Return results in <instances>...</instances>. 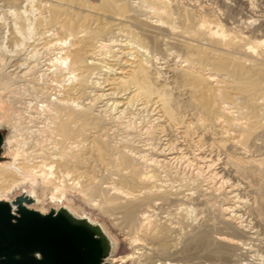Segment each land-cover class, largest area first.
I'll use <instances>...</instances> for the list:
<instances>
[{
    "label": "bare ground",
    "instance_id": "obj_1",
    "mask_svg": "<svg viewBox=\"0 0 264 264\" xmlns=\"http://www.w3.org/2000/svg\"><path fill=\"white\" fill-rule=\"evenodd\" d=\"M21 1L0 0L10 39L24 35ZM33 2L45 27L0 59L13 157L0 188L47 167L52 180L86 177L133 240L122 262L264 264V40L246 47L174 0ZM92 229L107 254L112 240Z\"/></svg>",
    "mask_w": 264,
    "mask_h": 264
},
{
    "label": "rangeland",
    "instance_id": "obj_2",
    "mask_svg": "<svg viewBox=\"0 0 264 264\" xmlns=\"http://www.w3.org/2000/svg\"><path fill=\"white\" fill-rule=\"evenodd\" d=\"M250 1L256 9V14L264 16V0ZM174 2L176 11L182 13L187 11L189 12L190 18H196V16H198V18L205 17L206 20L209 21L213 30L216 31L220 28L225 33L226 36L224 37H228L232 34L249 36L251 40L247 42L246 47H248V44L257 46L254 42L255 35L257 34L264 40V25L257 20V16H254L249 12L248 7L242 2H238L237 0H227V5H223L219 0H174ZM19 7L24 11L27 20H25L24 35L17 39H10L9 30L12 19L0 9V17H5L1 18L2 20L0 19V22L3 23V30L1 31L2 35L0 36V59L4 58V62H6V56L4 55L16 54V52L19 51L28 52L30 42L37 37L40 28L42 30L46 25L45 22L41 23L39 21L40 10L34 4L33 0H22ZM138 31L139 30L137 29L134 30L133 34H138ZM220 39L221 36H218L217 40ZM256 48L259 50L258 47ZM246 62L249 65L251 60L247 59ZM257 80L262 82V88L264 89V78L259 77ZM2 86L3 84L1 83L0 109L12 103L11 96ZM9 126L10 125L0 123V130L4 135V140L11 134L12 129ZM2 160L13 161V157L9 155L7 156V149L4 146L0 153V161ZM45 173L46 176L43 177L28 178L24 182L25 184H20V182H18L19 184L12 185L10 188H0V195H6L9 203H12L13 205L19 197H26L29 199V206L33 210H37L43 214L64 211L76 220L83 221L89 226L99 228L108 238H110V241L112 240L111 243L113 244L104 258V264H139L137 258L125 262L118 259V257H124L133 252V240L128 237L117 224H115L111 215L107 213L106 206L101 203V201L99 202L100 197L98 196V193H96L95 185L91 186L93 185L91 182L84 181L86 177L83 179L82 177L74 176H72L71 180L68 178L67 181L64 182L61 179H58L63 182L60 181L58 183V180H54L56 178L53 177L52 180L54 169L50 170L47 167L45 168ZM45 177L47 180L50 178L51 182L49 180V182L47 181V184L45 182L46 180H43ZM24 194L26 196H24ZM116 245H118V247ZM114 259H118V261ZM201 260L207 262H219V260L209 259L207 255L206 258L202 257ZM178 262L179 264H183L180 261H172V263L175 264H178Z\"/></svg>",
    "mask_w": 264,
    "mask_h": 264
},
{
    "label": "water",
    "instance_id": "obj_3",
    "mask_svg": "<svg viewBox=\"0 0 264 264\" xmlns=\"http://www.w3.org/2000/svg\"><path fill=\"white\" fill-rule=\"evenodd\" d=\"M4 135L0 130V153ZM19 197L0 201V264H103L106 249L97 230L66 212L43 214Z\"/></svg>",
    "mask_w": 264,
    "mask_h": 264
}]
</instances>
